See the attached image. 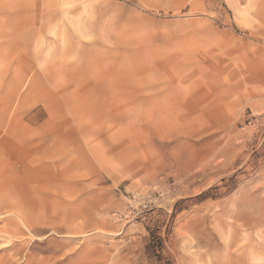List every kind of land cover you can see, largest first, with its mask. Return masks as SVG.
<instances>
[{
  "label": "rangeland",
  "instance_id": "rangeland-1",
  "mask_svg": "<svg viewBox=\"0 0 264 264\" xmlns=\"http://www.w3.org/2000/svg\"><path fill=\"white\" fill-rule=\"evenodd\" d=\"M0 264H264V0H0Z\"/></svg>",
  "mask_w": 264,
  "mask_h": 264
}]
</instances>
